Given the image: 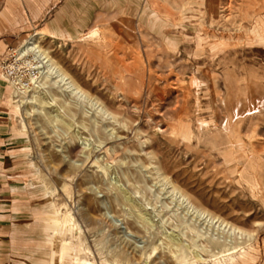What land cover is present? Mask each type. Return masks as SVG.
<instances>
[{
    "label": "rangeland",
    "instance_id": "rangeland-1",
    "mask_svg": "<svg viewBox=\"0 0 264 264\" xmlns=\"http://www.w3.org/2000/svg\"><path fill=\"white\" fill-rule=\"evenodd\" d=\"M64 1L0 0V27L12 33L0 44V86L9 87L18 145L6 174L17 195L0 205V264H264V15L251 23L246 0H156L159 9L152 0H83L85 8L94 3L90 25L81 28L84 15L65 34ZM78 1L62 12L71 17ZM172 2L185 5L177 21L167 13L181 12ZM208 31L226 38L212 42ZM195 35L198 47L221 42L230 54L253 42L248 59L263 85L251 104L204 80L217 81L223 53L191 56ZM31 36L115 119H90L88 104L80 112L56 88L49 117L26 114L30 105L17 102L23 90L1 66ZM166 180L244 229L245 243L219 259L203 252L205 237L192 241L188 223L226 234L187 210ZM169 233L189 245L184 259L174 256Z\"/></svg>",
    "mask_w": 264,
    "mask_h": 264
},
{
    "label": "bare ground",
    "instance_id": "bare-ground-1",
    "mask_svg": "<svg viewBox=\"0 0 264 264\" xmlns=\"http://www.w3.org/2000/svg\"><path fill=\"white\" fill-rule=\"evenodd\" d=\"M152 1H153L155 8H157L159 5H157L158 3L156 2V0H152ZM246 1H247V7L246 8H247V11H249L248 15L250 16V19H251L250 22L253 23L254 18L256 19V23L258 22L257 20H260V22H261V16L264 15V0H246ZM172 3L174 4L173 5L174 9H176L178 12H180V11L181 12L179 15L178 14L175 15L170 11L167 13L171 16V18L173 20L177 21L176 17L181 15V13L184 11L185 5L183 2L176 3V4L174 2H172ZM158 9H159V7H158ZM113 14H115V12ZM213 16H215V13ZM206 22H207V20H206ZM211 22H213V21L211 20ZM219 25L215 28H219ZM214 26H216V25H214ZM211 27H213V26H211ZM210 32L209 31L206 32V35L210 38H213V37L216 38V36H217L218 41L221 37H225V34H223L221 32H219V33H216V32L210 33ZM33 36H31L29 38V42H27L24 45V48L21 49V51L19 53L23 57H27V60H28L27 65L29 66V68H28V70H29V78H28L29 83H25L23 81H20V79L16 81L17 84L19 85V86L17 85V87H19L20 90H23V92H22L23 95L20 94V97L17 100L18 105H20V106H22L24 104L30 105V108L26 109V111H25L26 114L32 115L35 112H37V113H43V115L45 117H49L50 113L46 112L45 107H49V106L53 105V103H55L57 96H55V93H53L51 91V89L53 90V88H56L60 92V95L63 98H65L64 102H66V100L68 99V102L73 104V106L79 107L78 110L80 112L82 109H81V105L79 106V104H81V103L88 104L91 108V111L90 110H87V111L83 110L82 112L89 114L90 119L93 118V113L101 114L104 118H106L108 120L109 119H115V115L104 105V103L100 99H98L96 97H92L93 95L91 96V94L89 93L91 91H87L86 88H84L79 82H77L74 79V77L69 72H67V69L65 70V68H63L60 65V63H58V61L55 60V58L50 53V51L41 46L40 41L38 39H33L34 38ZM32 39H33V41H32ZM218 44L219 45H216L215 47L216 48H219V47L222 48L221 42H219ZM147 51H149V49ZM116 65L121 66V69H123L126 64H125L124 60H117ZM127 67L128 66L125 67L124 71H126ZM131 71H132V69L130 71L126 72L128 74V76L126 75L124 77V79L128 80L131 77L129 75V73ZM173 86H175V85H173ZM32 90H33V92H31ZM47 94L50 95L49 99L47 98ZM61 96H59V97H61ZM61 98H59V99H61ZM36 105H38V107L40 109L38 107H36ZM53 106H55V105H53ZM57 115H58V112L56 114L52 115V117L54 118ZM113 131H114V129H113ZM227 146L231 147L230 145H227ZM232 147L234 148L235 146L233 145ZM228 153L232 154L233 151H232V153H231V151H227V154ZM165 182H168V184L171 185V191L181 201V203L185 205L187 210L191 211L197 217L206 221L207 224H212L213 226L217 227V230L221 231L222 234H226V236L224 235L225 237L222 235L215 237L212 234L207 233V231H202L199 227L195 226L194 224L192 226L191 224L188 223L186 225V228L194 234V236L191 238L192 241H194L195 238L205 237V240H203L201 242V245H199L200 243L198 244L200 246V249L203 252L210 253V255L215 257V259H219L221 256H225V254L227 252H230L232 250L235 251L245 243V239H247L249 237V234H247L244 229L237 227L236 225H233L232 223L226 221L225 219H223L217 215H214L213 213H211L209 210L203 208L202 206H199L198 204H196L195 202L192 201V199L189 197V195L187 193L182 191L178 186H176L172 182H170L168 180H166ZM165 184H167V183H165ZM70 220H67V223L66 222H64V223H66V225H67L69 223L68 221H70ZM73 221H74V219H73ZM70 222H72V221H70ZM74 223H75V221H74ZM203 223H205V222H203ZM68 226H69V224H68ZM72 228L74 229V227H72ZM217 235H219V234H217ZM169 237H170V242H172V244L176 245V252L174 253V256H176L177 258H183L184 259V257L186 256L185 255V247L187 248V247H189V245L182 243L180 238L173 235L172 233H169ZM201 250H198V251H201ZM237 253H238V251H237ZM195 254H196V256L199 257V259L201 257H203L198 252ZM230 255H232V254H230Z\"/></svg>",
    "mask_w": 264,
    "mask_h": 264
},
{
    "label": "crops",
    "instance_id": "crops-1",
    "mask_svg": "<svg viewBox=\"0 0 264 264\" xmlns=\"http://www.w3.org/2000/svg\"><path fill=\"white\" fill-rule=\"evenodd\" d=\"M69 1L70 0L64 1V3L61 5L59 10V16L62 17L61 20L63 21L62 22L63 26H61L63 32L67 34L66 32L69 26L72 27L77 25L79 21H81L82 18H84L83 16L87 15L86 16L87 18H85L86 22L83 25H81L82 26L81 28L86 32L88 26L90 25L91 12L94 7V3L91 4L89 7L85 8V4L87 1L82 0L76 3L74 2L72 6H70L71 17H68L66 14L62 12V9L69 4ZM88 2L91 3V0ZM6 32H7V28L2 29L0 27V44H2L1 42L3 41H7L8 37L12 35L11 32H9V34H7ZM200 41L202 40L198 39V35L190 37L189 42L193 45V48L191 50L192 55L187 54L185 58L191 55L193 57H200L199 58L200 60L201 57L205 56V52L209 51L211 53H216L215 51L220 50V53L218 55L220 57V54L223 53V55H221L223 59H218L217 81L216 80L211 81L208 78H204V80L205 81L207 80L206 82H209L212 85L224 84L225 89H227L228 91V94L235 96L238 102H242V99H244L242 96H246L247 97L246 101L248 103L250 102L252 103L250 99L252 97V93L254 94V89H257L256 87L259 85V83L260 86L263 85L262 84L263 82H258L259 76L257 72H254L253 60L248 59V56L250 57L251 54L253 53V42L244 45L243 48L239 50L236 49L234 53L232 52L230 54L229 52H226V48H220V47L216 48L214 43H210V45L206 47L203 45L202 47H198V45L201 43ZM210 41L213 42L214 41L213 38H210ZM226 57L228 58L227 60H225ZM192 61L197 62L198 60L194 58V60ZM192 61L189 62L192 63ZM188 64L189 63H187L186 65L188 66ZM193 66H192V71H190V73L192 74L191 77H198L199 75L194 72ZM198 66L199 65H197L196 67ZM9 96H10L9 87L0 86V205L15 200L13 199V196L17 195L16 192L17 190L12 188V182H10V180L8 179L10 177L6 175L7 171H9V168H7V166H9L8 164L16 159L15 156H11L10 153L11 151L14 152L18 149L17 147L18 145H12L11 143L13 142L12 140H10L12 139L11 138L12 136L10 135L9 132L10 106L7 104L6 101L7 98H9Z\"/></svg>",
    "mask_w": 264,
    "mask_h": 264
},
{
    "label": "built area",
    "instance_id": "built-area-1",
    "mask_svg": "<svg viewBox=\"0 0 264 264\" xmlns=\"http://www.w3.org/2000/svg\"><path fill=\"white\" fill-rule=\"evenodd\" d=\"M15 50L13 51L10 55L9 58H7L4 61V64H2L1 68L3 72L6 74V76L9 78L11 81L12 86L16 87L17 80L20 79V81H23L25 83H29V70L27 67H24L26 65L28 60H25L26 63L24 65L22 62L24 61L23 58L27 59V57H21V55ZM22 61V62H20ZM19 86V85H18Z\"/></svg>",
    "mask_w": 264,
    "mask_h": 264
}]
</instances>
